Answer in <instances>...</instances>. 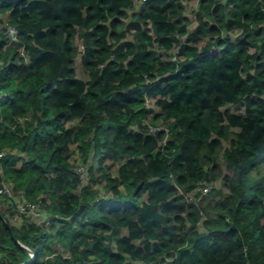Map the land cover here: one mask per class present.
Here are the masks:
<instances>
[{
  "label": "trees",
  "instance_id": "obj_1",
  "mask_svg": "<svg viewBox=\"0 0 264 264\" xmlns=\"http://www.w3.org/2000/svg\"><path fill=\"white\" fill-rule=\"evenodd\" d=\"M232 2L233 0L226 2L200 0V4L207 8V15L213 19L211 22L207 19L201 20L188 39H202L201 33L205 30L218 32L223 27L232 28L237 23L236 20L231 19L232 10L227 8V4ZM186 7L184 0H0V60L7 61L4 68H0V80L7 79L11 73L31 70L28 77L17 78L10 86L11 90H4L3 86H0V154L2 153L0 188L3 187L2 183L8 180L12 184V195L20 196V201L26 200L34 204L42 215L37 224L34 212L18 211L12 203V195L5 198L6 194L0 192V249L6 248V242L10 240L27 257L30 252L21 245L26 246L27 241L21 243L24 236L20 228L30 227L35 230L39 227L44 230L35 237V240L42 246L36 247L35 242L27 246L35 254L34 260L29 264H85L80 255L81 248L90 237H93V233H98L93 237L95 242L92 249L84 247L83 250L91 252L95 249L98 253L103 252L113 258L110 264H120L124 259V253L116 250L113 239L116 246L134 250L133 255L139 257L142 254L158 252L172 241L182 243L187 239L186 234L192 233V248H185L182 255L189 256L185 264H199L200 254L203 256L214 254L221 247V239L227 237V232L235 231L234 228L228 227L226 213L219 211L225 206L224 201L213 204L206 196L193 192L195 183L184 191L176 193L177 184L167 178L166 159H158L153 165L159 178L146 180L137 189L138 198L143 197L142 203L138 202V198L101 199L96 202L106 213L101 218L96 216L88 202L81 203L78 207L74 206L73 201L78 198L79 192H70L64 193L66 200L62 201L63 207H60L55 205L57 189L51 188L47 182L54 179L60 186L69 183L75 185L90 177L85 170L82 172L66 164H57L51 169L55 175L49 176V168L35 162L36 157L29 149L30 144L32 149H35L42 142L52 144L62 139L61 135L55 133V129L62 128L64 121L70 118L71 114L56 111V114L52 115L53 111L66 104L68 100L74 101L71 105L73 112L81 109L79 91L82 90L86 79L77 74L78 57L81 58L82 67L89 75L90 69L97 62V57L108 53L113 43L116 45L114 51L120 55L126 54L124 49L135 50L139 47L140 50L136 51L135 57L129 63L146 64L149 58L164 56L166 55L164 51L158 52L157 48H150L148 43L158 42L160 46L167 47L180 43V37L170 33L180 21L193 20L187 15V11L175 20L170 18V13L174 14L177 10ZM225 12L229 13L228 17H225ZM204 15V11L196 8L194 21ZM244 15L250 17L251 13ZM217 17L226 22L223 24L217 22ZM186 30L187 25L179 29L181 32ZM262 32L264 26L256 29V36H261ZM251 35L252 33H247L235 39L230 35L222 36L217 40L216 46L210 44L205 46V56L209 59L203 70L208 73L212 86L224 93L223 96L216 98L218 103L225 98L229 100L236 98L225 84L239 76L241 61L238 55L230 56V53L236 46L240 47V52L246 51L253 44V41L248 39ZM221 44L225 46L219 47ZM190 46L185 43L179 51ZM249 60L251 63L248 64L246 81L264 83L259 79L264 77V45L258 51L251 53ZM116 62L115 57L109 61L110 64ZM201 68L202 65L198 61L192 71L200 72ZM164 80L165 78L161 77V81ZM246 81L240 78L236 84L237 90ZM170 85L174 86V83L157 81L146 87L149 90L164 92L166 88L171 90ZM255 91L260 92L264 89L257 87ZM124 95L129 99L134 98L130 93ZM245 104H247L246 111L251 113L255 111L252 106L264 104V97L254 96L250 91L249 96L240 100L235 106L243 107ZM142 111L151 113L154 108L148 107ZM41 112L43 115H40ZM156 115L159 116V112H156ZM218 119L225 121L220 129L224 132L228 126L226 121L230 120L232 124H236L249 117H246L244 112L233 111L232 107H229L218 113ZM260 121H264V107L259 110L258 116L250 119V124L257 126ZM49 125L52 127L49 128ZM79 127L73 125L70 129L65 128L64 134H69ZM144 127L146 128L147 125ZM109 129H114L118 136H134L137 140L144 139L146 143L155 141L153 134L149 133L145 136L143 131L126 130V126L116 129L113 125H109ZM164 131L163 128L158 130L159 134H163ZM207 132V128L201 132L200 126H196L194 134L186 138L185 152L182 154L184 159L178 157L173 162V171L184 166V161L190 166L197 159L196 152L203 143V140L197 137L206 135ZM174 143V140L169 141V145ZM212 143L219 144V137ZM68 148L69 145L64 144L57 149V153L67 151ZM57 153H53L52 159L57 158ZM113 153L114 150L110 149L103 154L94 153V155L102 165L103 161ZM68 155L71 156L72 153L68 152ZM221 166L219 160L213 164V168ZM227 166L231 167L230 164ZM94 167L95 164L88 165V171ZM198 171V168H193L191 174L195 176ZM199 174L203 173L199 172ZM227 175L228 173L225 176ZM187 179L188 176L183 173L178 177L181 182ZM253 187L264 190V184L258 183ZM83 188L85 191L88 190L86 182ZM42 190L50 192L51 195H37ZM169 193L176 194L172 195L171 199H167ZM189 196L192 198H186ZM253 199L255 200V197ZM24 205L22 203L19 207ZM201 211L206 216L203 220V230L196 225ZM23 215L27 219L26 222L20 221ZM112 216L117 217V221L112 222ZM47 220L50 221L49 225ZM173 220L183 222L172 224ZM209 225H214L215 231H209ZM89 229L92 231H88ZM176 229H182L185 235H181L180 232L175 231ZM152 235L161 237L167 235L168 239H149ZM141 236H144V240L136 243L135 239ZM28 259L30 257L23 259V262ZM91 264H106V262L99 260L92 261ZM127 264H134V261L129 260Z\"/></svg>",
  "mask_w": 264,
  "mask_h": 264
},
{
  "label": "clouds",
  "instance_id": "obj_2",
  "mask_svg": "<svg viewBox=\"0 0 264 264\" xmlns=\"http://www.w3.org/2000/svg\"><path fill=\"white\" fill-rule=\"evenodd\" d=\"M184 2L188 3L189 0ZM193 7L204 11L205 15L195 21L182 20L176 25L170 34L180 37V43L167 47L160 46L158 42L152 44L145 41L150 48L155 47L158 52L164 51L166 53L164 56L149 58L146 64L129 63L135 57L136 51L140 50L139 47L135 50L124 49L126 54L120 55L114 51L116 45L113 43L108 53L97 57V62L86 77V83L79 91V98L82 101L81 109L73 112L71 105L74 101L68 100L66 104L53 111L52 115H55L56 111L71 114L70 118L64 121L62 128L55 129V133L61 135L62 139L52 144L42 142L35 149H32L30 144L29 149L36 157L35 162L49 168V176L55 175L51 169L57 164H66L76 169L83 168L90 177L86 181L64 186L57 184L54 179H50L47 183L51 188L57 189L55 205L63 207L62 201L66 200L64 193L79 192L78 198L73 201L74 206L78 207L81 203L88 202L96 216L101 218L106 213L99 207L97 201L109 198L137 199V189L143 182L159 178V174L153 168L154 163L158 159H166L168 161L167 178L177 184L176 193L184 191L189 185L195 183L193 192L206 196L207 200L213 204L224 201L225 206L219 211L226 213L228 227L235 229V231L227 232V237L221 239V247L217 252L208 256L200 254L199 264H264V190L253 187L258 183L264 184V121H260L257 126L250 124V119L259 115V110L264 107V104L252 106L255 111L251 113L246 111L247 104H245L239 111L244 112L249 119H242L236 124H232L230 120L226 121L228 126L224 132L220 129L225 121L218 119L219 112L229 107L235 110V105L248 97L250 91L254 96L264 97V91H255L257 87L264 89V83L246 81L248 64L251 63L249 56L264 45V32L261 36H256V29L264 26V0H247V2L233 0L232 3H228L227 8L232 10L231 19L236 20L237 23L232 28L223 27L218 32L205 30L201 33L202 39L199 40H189L188 37L193 34L201 20L207 19L211 22L213 18L207 15V8L200 4V0H197ZM186 11L187 7L179 9L174 14L170 13V18L175 20L176 17L183 16ZM233 13L238 15L234 16ZM245 13H251V16L247 17ZM189 14L193 15V13ZM224 15L228 17L229 13L225 12ZM216 21L222 24L226 22L219 17ZM184 25H187V30L179 31ZM247 33H252L248 39L252 40L253 44L244 52H240V47L236 46L230 53V56L238 55L241 61L239 76L225 84L236 98L232 100L225 98L218 103L216 98L223 96L224 93L212 86L208 73L203 70L209 59L205 56V46L209 44L216 46L217 40L222 36L230 35L235 39ZM185 43L191 46L179 51ZM225 44L219 47H224ZM113 57L117 62L110 64L109 61ZM198 61L202 68L200 72L194 73L192 69L197 66ZM6 63L7 61L0 60V68H4ZM30 74L31 70L11 73L7 79L0 80V86H3L4 90H11L10 86L16 82L17 78L24 79ZM161 77L165 80L161 81ZM240 78H244L246 82L237 90L236 84ZM259 79L264 81V77ZM157 81L161 83L172 81L174 86L170 85L171 90L166 88L164 92L149 90L146 87ZM136 89L140 91H133ZM128 93L134 98L129 99L127 95H124ZM148 107L154 108V111L151 113L142 111ZM156 112H159V116ZM40 115L43 113L41 112ZM73 125L80 127L69 134H64V129H70ZM109 125H113L116 129L126 126V130L143 131L145 136L151 133L155 141L146 143L144 139L137 140L134 136H118L114 129H109ZM145 125H147L146 128ZM197 125L200 126L201 132L205 128L208 129L206 135L197 137L203 140L196 152L197 159L190 166L187 161H184V166L173 171V162L178 157L181 160L184 159L182 154L185 152L186 138L194 134ZM161 128L165 129L163 134L158 132ZM217 137L220 143L213 145L212 142ZM170 140H174L175 143L169 145ZM64 144L69 145L68 150L57 153V149ZM110 149L114 150L113 155L104 160L101 165L94 153L100 155ZM68 152L72 155L69 156ZM53 153H57L56 159H52ZM217 160L221 161L222 166L213 168ZM49 161H51V167H49ZM90 164H95V167L88 171ZM112 164H115V167H109ZM228 164L231 165L230 168ZM193 168L199 169L195 176L191 174ZM199 172L203 174L200 175ZM181 173L186 174L188 179L179 181L178 177ZM225 173L228 175L225 176ZM85 182L88 184L87 191L83 188ZM176 193H169L166 198L171 199ZM37 195L50 196L51 193L42 190ZM138 202L142 203L143 197H139ZM169 214L174 215V213ZM204 219L206 216L201 211L200 219L196 221L197 228L203 230ZM111 220L117 221V217L112 216ZM182 222L173 220L171 223ZM214 228V225L208 226L209 231H215ZM43 230L39 227L35 230L30 227H21L20 232L24 236L21 243L27 241L26 246H29L35 242L36 247H41L42 245L37 243L35 237H38ZM156 231L158 232L159 229ZM175 231L185 235L182 229ZM97 234L93 233V237ZM186 235L187 239L182 243L172 241L158 252L142 254L139 257L133 255L134 250L116 246L115 239H113V245L116 250L124 253V259L120 264H127L129 260L134 261V264H185L189 256L182 255V252L185 248H192V233ZM93 237H90L81 248L80 255L85 264L99 260L110 264L113 259L111 256L103 252L98 253L95 249L91 252L83 250L84 247L92 249L95 242ZM149 239H168V236L152 235ZM142 240L144 236L135 239V242L140 243ZM6 243L7 247L0 249V264H23V259L31 256L29 253L25 257L10 240Z\"/></svg>",
  "mask_w": 264,
  "mask_h": 264
},
{
  "label": "rangeland",
  "instance_id": "obj_3",
  "mask_svg": "<svg viewBox=\"0 0 264 264\" xmlns=\"http://www.w3.org/2000/svg\"><path fill=\"white\" fill-rule=\"evenodd\" d=\"M196 2H197V0H189V2L188 3H185L186 5H187V15L194 21V11H195V7H193V5H195L196 4ZM189 13H193V15H190ZM80 42V41H79ZM81 48H82V46H80ZM76 71H77V74H78V76L79 77H81V78H84V79H86V77L88 76L87 75V73H86V71L83 69V67H82V63H81V58L80 57H78V59H77V66H76ZM242 107H241V105H237V106H235V110H233V108H232V110L233 111H238V112H241V111H239L240 109H241ZM222 164V163H221ZM112 167H115V165L114 166H112ZM81 169V168H80ZM227 173H225V175H226ZM3 185V189H5V191H4V193L3 194H6L4 197L6 198V197H10L11 195H9V190L8 189H10L11 190V192H13V190H12V184L8 181V180H5V182L4 183H2ZM11 198L13 199V204L16 206V209L19 211H21L22 209L19 207L22 203H24L26 200H24V201H20V196H18V195H15V194H13L12 196H11ZM7 200H8V198H7ZM11 202V201H10ZM9 202V203H10ZM22 207V206H21ZM39 217H42V215H36L35 216V222H37V224H39L38 222H39ZM20 221H24V222H26L27 221V219H26V217L23 215V217L20 219Z\"/></svg>",
  "mask_w": 264,
  "mask_h": 264
},
{
  "label": "built area",
  "instance_id": "obj_4",
  "mask_svg": "<svg viewBox=\"0 0 264 264\" xmlns=\"http://www.w3.org/2000/svg\"><path fill=\"white\" fill-rule=\"evenodd\" d=\"M0 155H2V153L0 154ZM80 171H84V169L83 168H81L80 169ZM9 190V195H12V192H11V190L10 189H8ZM4 191H5V189H3V187L2 188H0V192L1 193H4ZM24 206H22L21 207V209L23 210V211H27V212H34V214L35 215H41L40 214V212L36 209V206L34 205V204H30V203H28V202H24ZM50 224V221L49 220H47V225H49ZM31 253V256H30V259H28L27 261H24L23 262V264H29L31 261H33L34 260V258H35V254H34V252H30Z\"/></svg>",
  "mask_w": 264,
  "mask_h": 264
},
{
  "label": "water",
  "instance_id": "obj_5",
  "mask_svg": "<svg viewBox=\"0 0 264 264\" xmlns=\"http://www.w3.org/2000/svg\"><path fill=\"white\" fill-rule=\"evenodd\" d=\"M21 244V243H20ZM23 247H25L29 252H31V250L27 247V246H24L23 244H21Z\"/></svg>",
  "mask_w": 264,
  "mask_h": 264
}]
</instances>
